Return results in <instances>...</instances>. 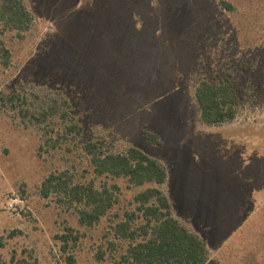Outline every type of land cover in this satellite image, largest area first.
Instances as JSON below:
<instances>
[{
  "label": "rangeland",
  "instance_id": "obj_1",
  "mask_svg": "<svg viewBox=\"0 0 264 264\" xmlns=\"http://www.w3.org/2000/svg\"><path fill=\"white\" fill-rule=\"evenodd\" d=\"M24 1L28 29L0 21L10 50L0 63V264H127L143 235L125 237L118 225L133 211L132 229L144 222L135 195L150 186L217 264H264V0ZM225 78L238 113L207 124L196 87ZM91 140L110 152L142 149L167 179L97 174L84 150ZM64 170L75 182L120 186L96 223L80 221V204L43 194V181ZM63 233L73 235L66 246Z\"/></svg>",
  "mask_w": 264,
  "mask_h": 264
},
{
  "label": "trees",
  "instance_id": "obj_2",
  "mask_svg": "<svg viewBox=\"0 0 264 264\" xmlns=\"http://www.w3.org/2000/svg\"><path fill=\"white\" fill-rule=\"evenodd\" d=\"M0 21L6 26L19 30L28 29L33 16L24 0H0ZM10 50L0 37V63H8ZM11 97L10 99H13ZM196 99L201 110V117L207 124H220L233 120L238 113L240 97L229 79L211 81L202 79L196 87ZM27 108L24 115L41 120L39 116ZM56 113L40 111L43 118ZM44 120V119H43ZM72 128H78L73 124ZM153 141L159 142L156 134L150 133ZM84 150L91 156L97 174L122 176L131 184L142 185L147 182L161 184L167 179V170L162 162L136 146L126 151L110 152L96 141L84 143ZM120 186L117 183L98 187L94 181L75 182L67 170L51 173L42 184L45 196L58 193L70 203L80 204L79 219L82 223L92 225L100 220L118 200ZM139 203L138 210L144 217L139 228L132 229L131 222L136 212L128 213L127 220L119 223V230L125 237L143 238L132 243L124 255L127 264H217L204 241L196 233L190 231L172 213L169 197L159 186H150L135 195ZM72 234L63 233L64 246L68 244ZM73 236V235H72ZM74 238L78 237L74 235ZM70 256V263L72 262ZM28 264H38L32 261Z\"/></svg>",
  "mask_w": 264,
  "mask_h": 264
}]
</instances>
